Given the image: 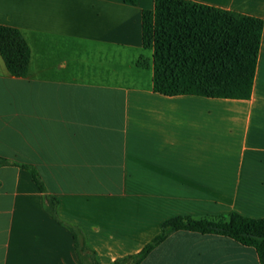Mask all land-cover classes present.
Instances as JSON below:
<instances>
[{
	"label": "crops",
	"instance_id": "1",
	"mask_svg": "<svg viewBox=\"0 0 264 264\" xmlns=\"http://www.w3.org/2000/svg\"><path fill=\"white\" fill-rule=\"evenodd\" d=\"M188 1L264 21V0ZM154 8L0 0V26L32 51L27 78L0 53V157L12 163L0 166V264H85L74 231L114 264L176 217L264 218V32L250 100L169 97L154 92L143 45V12ZM140 264L261 262L231 238L176 231Z\"/></svg>",
	"mask_w": 264,
	"mask_h": 264
},
{
	"label": "trees",
	"instance_id": "2",
	"mask_svg": "<svg viewBox=\"0 0 264 264\" xmlns=\"http://www.w3.org/2000/svg\"><path fill=\"white\" fill-rule=\"evenodd\" d=\"M139 0H125L136 5ZM264 32L259 18L188 0H155L154 10L143 12V45L153 51V90L165 96L193 95L206 98L250 100ZM0 53L9 72L27 78L32 51L24 34L0 26ZM148 68L146 58L138 61ZM12 163L0 157V166ZM35 183L44 191L38 172L29 165ZM54 210L57 201L48 197ZM176 231L219 235L254 248L264 264V218L237 213L227 219L176 217L162 225V234L139 254L114 264H140L168 235ZM77 249L85 264H100L82 234L74 231Z\"/></svg>",
	"mask_w": 264,
	"mask_h": 264
}]
</instances>
